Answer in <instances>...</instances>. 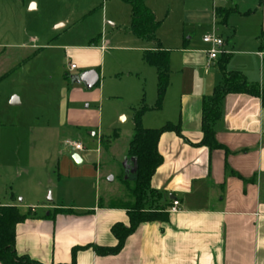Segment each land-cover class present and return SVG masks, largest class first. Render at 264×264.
<instances>
[{"label": "crops", "instance_id": "0c3cea01", "mask_svg": "<svg viewBox=\"0 0 264 264\" xmlns=\"http://www.w3.org/2000/svg\"><path fill=\"white\" fill-rule=\"evenodd\" d=\"M53 1L0 0V83L51 48L53 30L66 29V22L54 20L48 36L47 32L43 36L39 33L32 38L33 42H25L34 17L46 14ZM144 2L160 21L155 36L161 49L169 53V84L159 111L152 109L156 86L151 104L146 103L140 92L134 91L127 108L114 111L115 122L129 121L133 133V115L146 106L148 109L141 116L144 129L179 125L182 137L172 131L159 137L157 152L162 164L150 179V188L161 193L167 204L168 218L139 224L117 255L98 256L91 249H85L76 253L75 264H264V106L261 99L245 93L225 95L221 116L212 126L220 148L209 150L191 145L202 139V102L222 83L223 72H239L248 84L257 86L264 94V0L261 3L260 0H222L215 6L213 0H198L193 4H186L184 0L180 11L166 8L165 0ZM194 4L198 7L187 8ZM126 6L130 17V8ZM102 16L105 17V10ZM222 29L226 32L224 36ZM213 32L224 41L226 53L208 61L209 46L202 42V37ZM131 36L146 43L140 49L141 61L146 64L143 53L154 51L156 45ZM97 42L63 51L68 69L61 87L63 100L58 106L62 110L61 127L93 130L101 123L98 107L96 111L88 110V106L69 109L73 102H100L104 98L103 85L98 87L101 74L96 68L107 44L101 39L98 47ZM69 58L77 64L74 70L69 69ZM9 62L13 64L5 73ZM148 67L150 70H144L145 74L156 82L155 69ZM88 71L98 74L94 86L98 89L88 92L82 84H70L69 78L72 82L73 76ZM20 103L17 98L10 101L11 106ZM99 132V151L83 153L82 146V152L67 148L59 152V168L54 179L49 180L48 187L43 184L36 187L39 195L36 202L25 204L23 199L16 203L11 195L9 201L0 205L13 206L22 214L29 209L30 217L15 228L18 255L40 264H68L73 247L115 246L110 229L115 223L128 225L123 206L131 204L132 198L121 205L100 204L96 192L89 202L84 199V188L92 189L96 184L98 157H102L104 150L109 151L110 144L120 137L115 127ZM103 133L111 136L106 148L100 141ZM88 134L92 138L97 136V133ZM74 154L82 160L80 165L72 162ZM47 188L54 189L49 204L43 202ZM174 200L179 202V210L169 213Z\"/></svg>", "mask_w": 264, "mask_h": 264}, {"label": "rangeland", "instance_id": "374dc122", "mask_svg": "<svg viewBox=\"0 0 264 264\" xmlns=\"http://www.w3.org/2000/svg\"><path fill=\"white\" fill-rule=\"evenodd\" d=\"M195 1L198 0H186V4ZM165 3L166 8L180 11L184 0H165ZM197 7L196 4L187 6L189 9ZM104 10L105 17L102 16ZM34 20L27 29L26 43L33 42L32 38L39 33L43 36L47 32L48 36L54 20L67 25L65 30L52 31L51 48L0 83V205L9 201L11 195L16 203L23 199L25 204L36 202L39 197L36 187L40 184L48 187L49 180L54 179L59 152L67 151L64 142H80L83 153L99 151V131L109 127H115L120 137L110 144L109 151L104 150L102 157H98V178L92 189L84 188V199L89 202L96 192L100 204L121 205L131 197L121 180L126 177L132 182L134 177L133 165L130 166V160L124 155L132 127L129 121L116 123L114 111L126 109L134 91L140 92L146 103H153L156 82L145 74L150 69L140 58V49L146 43L134 40L129 33V9L121 0H54L50 10L36 15ZM225 33L222 29L221 34ZM101 39L107 47L96 70L101 74L98 87L103 85L104 98L100 102L78 101L69 106L74 110L88 106V110L94 111L98 107L102 113L101 123L93 130L61 127L62 110L58 106L63 100L61 87L68 69L63 51L68 47L84 48L94 41H98L99 47ZM67 62L77 65L72 58ZM12 64L9 62L5 73ZM12 98L20 100V105L11 106ZM89 132L97 136L92 138ZM101 135L100 141L106 148L111 136ZM53 193L54 189L47 188L43 202L49 204ZM28 210L22 212L29 213Z\"/></svg>", "mask_w": 264, "mask_h": 264}, {"label": "trees", "instance_id": "16d2710c", "mask_svg": "<svg viewBox=\"0 0 264 264\" xmlns=\"http://www.w3.org/2000/svg\"><path fill=\"white\" fill-rule=\"evenodd\" d=\"M130 8V23L128 30L135 38L153 42L154 51L143 53V61L156 71V100L154 111H159L162 106L164 94L169 84V53L161 49L155 36L160 25L153 13L146 7L144 0H121ZM263 0H260V3ZM70 84L72 85L71 79ZM229 93H245L261 99L264 106V94L259 88L250 85L239 72H223L222 83L213 89L210 97L202 102L201 131L202 139L194 147H207L209 150L220 148L214 138L213 124L221 116V104L225 95ZM141 107L133 115V133L129 140L126 159L133 165L134 179L130 182L126 177L121 183L132 198V203L123 206L128 217V225L115 223L110 232L116 240L113 247H102L93 244L77 246L71 249V262L75 264V255L78 251L91 249L98 256H114L123 248L124 242L136 229L145 222L166 221L167 204L163 201L161 193L150 188V179L156 169L162 164V158L157 152V143L162 133L172 131L179 137L178 124H166L160 129H144L141 126V116L147 110ZM113 137H116L114 134ZM127 161V162H128ZM30 213L22 214L13 206L0 207V264H40L27 256L18 255L15 251V228L24 222Z\"/></svg>", "mask_w": 264, "mask_h": 264}, {"label": "built area", "instance_id": "2783aa9c", "mask_svg": "<svg viewBox=\"0 0 264 264\" xmlns=\"http://www.w3.org/2000/svg\"><path fill=\"white\" fill-rule=\"evenodd\" d=\"M222 0H213V5L215 6L216 2ZM215 8V7H214ZM202 42L209 46L208 51L206 52L208 61L215 60L219 55H223L226 52L223 50L224 41L215 33L206 34L202 37ZM70 70L75 69V65H69ZM65 148L72 150L73 152H82L83 147L81 143L74 142V141H65L64 142ZM179 210V202L174 200L171 203L170 208L168 209L169 213H176Z\"/></svg>", "mask_w": 264, "mask_h": 264}, {"label": "water", "instance_id": "95a60500", "mask_svg": "<svg viewBox=\"0 0 264 264\" xmlns=\"http://www.w3.org/2000/svg\"><path fill=\"white\" fill-rule=\"evenodd\" d=\"M97 82H98V74L95 71L84 72L78 76L72 77L73 84H77V85L82 84L83 87L87 90L92 89ZM71 160L75 165H80L82 163V160L77 154L72 155Z\"/></svg>", "mask_w": 264, "mask_h": 264}]
</instances>
